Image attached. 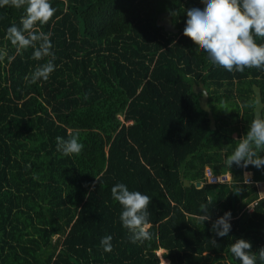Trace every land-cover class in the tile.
I'll use <instances>...</instances> for the list:
<instances>
[{
	"label": "trees",
	"instance_id": "1",
	"mask_svg": "<svg viewBox=\"0 0 264 264\" xmlns=\"http://www.w3.org/2000/svg\"><path fill=\"white\" fill-rule=\"evenodd\" d=\"M50 3L56 13L39 27L52 33L56 68L34 84L31 74L47 58L32 59V48L16 52L5 35L24 10L0 8V49L15 56L0 62V264H160V257L240 264L229 250L236 240L251 242L253 252L264 247V196L256 188L264 167L226 165L253 119L251 85L264 97V71L229 73L196 50L181 27L188 9H203L201 0ZM160 15L177 31L156 25ZM198 84L214 129L192 90ZM72 130L84 149L64 156L56 137ZM204 167L232 181L206 183ZM117 183L152 198L150 238L129 241L111 196ZM202 204L210 216L203 225L194 218ZM228 211L231 230L218 237L212 224ZM107 235L111 252L101 246Z\"/></svg>",
	"mask_w": 264,
	"mask_h": 264
},
{
	"label": "clouds",
	"instance_id": "2",
	"mask_svg": "<svg viewBox=\"0 0 264 264\" xmlns=\"http://www.w3.org/2000/svg\"><path fill=\"white\" fill-rule=\"evenodd\" d=\"M204 7L191 8L186 11L187 19L183 35L189 38L198 52H204L210 63L228 71L243 73L245 69L264 71V0H201ZM10 6L23 9L20 24L15 23L7 28L5 40L10 41L16 52L28 48L34 49L32 59L46 62L38 64L30 77V83L47 81L55 71V54L51 51L53 45L51 32L45 33L39 26L48 24L56 13L50 0H0V8ZM163 50V49H162ZM7 58L11 63L15 56H9L5 49H0V62ZM29 80V77H25ZM88 96L85 94L84 99ZM264 97H257L246 104L255 111L254 118L248 126L245 135L236 139L235 148L227 157L229 169L235 164L247 169L249 165L256 169L264 167ZM57 151L64 156L80 154L84 144L79 140L77 130L69 131L68 138L56 137ZM244 182H250L251 173L245 172ZM94 187V186H93ZM111 196L122 207L120 221L129 234L133 244L150 238L149 206L152 198L141 191H130L123 183H117L111 188ZM208 205L202 204L196 221L203 225L210 220ZM231 212H225L212 224V231L218 237H225L231 230ZM112 236L107 235L101 240L105 252H111ZM213 245L216 240H211ZM231 254L240 264H264V247L252 251V244L245 239H238L229 246Z\"/></svg>",
	"mask_w": 264,
	"mask_h": 264
},
{
	"label": "water",
	"instance_id": "3",
	"mask_svg": "<svg viewBox=\"0 0 264 264\" xmlns=\"http://www.w3.org/2000/svg\"><path fill=\"white\" fill-rule=\"evenodd\" d=\"M160 18L159 19H156V25H159V26H162L163 29L165 31H168V32H176L177 29L174 27V25L171 23V20L168 16H164V15H160L159 16ZM185 26L181 27V30H184ZM192 90L193 92L195 93H199V96H198V106L200 107V109H202L205 113H206V117L208 119V127L210 129H214L215 125H214V118L212 116V113H211V110L209 109L208 105H207V92L205 91V89L200 85H193L192 86ZM251 90H252V93H253V99L257 98V97H261V94H260V88L258 87V85L256 84H252L251 85ZM263 105L261 106H258V110H259V107H262ZM255 111L254 109H252V114H253V118H254V115H255ZM181 178V181L183 183V185H188V180L183 178V177H180ZM195 185H199V182H196ZM167 260V259H166ZM167 263H168V260H167Z\"/></svg>",
	"mask_w": 264,
	"mask_h": 264
},
{
	"label": "built area",
	"instance_id": "4",
	"mask_svg": "<svg viewBox=\"0 0 264 264\" xmlns=\"http://www.w3.org/2000/svg\"><path fill=\"white\" fill-rule=\"evenodd\" d=\"M244 180H245V177H244ZM203 181L206 183H210V184H223V183H230L232 180H231V176L229 173H226V172L213 173L209 169V167H204Z\"/></svg>",
	"mask_w": 264,
	"mask_h": 264
},
{
	"label": "crops",
	"instance_id": "5",
	"mask_svg": "<svg viewBox=\"0 0 264 264\" xmlns=\"http://www.w3.org/2000/svg\"><path fill=\"white\" fill-rule=\"evenodd\" d=\"M233 136H235V133H233L232 134ZM226 172V171H225ZM245 172H247V173H251L250 171H244L243 173H242V178L244 179V177H245ZM226 173H228V172H226ZM230 174V173H229ZM230 176H231V174H230ZM256 188H257V192H258V196L259 197H262V196H264V181H258L257 182V185H256ZM251 203H249V204H247V205H250Z\"/></svg>",
	"mask_w": 264,
	"mask_h": 264
},
{
	"label": "rangeland",
	"instance_id": "6",
	"mask_svg": "<svg viewBox=\"0 0 264 264\" xmlns=\"http://www.w3.org/2000/svg\"><path fill=\"white\" fill-rule=\"evenodd\" d=\"M162 251L163 250L161 248L157 250V254H158L159 257L161 256V252ZM160 264H168V263H167V260L166 259L160 257Z\"/></svg>",
	"mask_w": 264,
	"mask_h": 264
}]
</instances>
